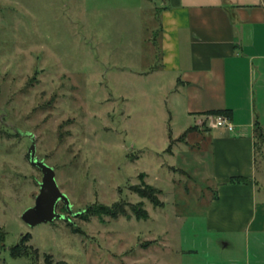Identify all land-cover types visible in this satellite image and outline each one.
<instances>
[{"label":"rangeland","instance_id":"rangeland-1","mask_svg":"<svg viewBox=\"0 0 264 264\" xmlns=\"http://www.w3.org/2000/svg\"><path fill=\"white\" fill-rule=\"evenodd\" d=\"M146 6L0 0V264H264V240L208 230L218 187L207 142L188 146L182 135L195 122L183 99L167 103L176 80L155 73L160 29ZM33 146L71 202L69 213L58 206L65 219L36 227L23 220L44 177ZM144 185L160 191L157 205L132 189ZM118 203L127 216L83 217ZM28 233L35 261L11 253Z\"/></svg>","mask_w":264,"mask_h":264},{"label":"crops","instance_id":"crops-1","mask_svg":"<svg viewBox=\"0 0 264 264\" xmlns=\"http://www.w3.org/2000/svg\"><path fill=\"white\" fill-rule=\"evenodd\" d=\"M140 1L151 5L145 10L155 12L160 27L155 73L175 76L167 103L183 99L195 122L182 136L188 132L192 149L207 142V179L218 187L209 232L264 240V145L259 152L256 146L257 122L264 130V0ZM218 110L231 112L234 131L208 123L215 116L208 113ZM193 134L200 137L192 144ZM238 177L248 182L231 183Z\"/></svg>","mask_w":264,"mask_h":264},{"label":"trees","instance_id":"trees-1","mask_svg":"<svg viewBox=\"0 0 264 264\" xmlns=\"http://www.w3.org/2000/svg\"><path fill=\"white\" fill-rule=\"evenodd\" d=\"M156 25H158V24H156ZM156 25L154 23V26H156ZM159 29H160V27H159ZM147 34H148V32H147ZM150 41L151 40H149L147 38L146 43H148ZM159 53H160V51H159ZM208 114L209 115H224V116H227L229 118L231 117V115H230L231 112L227 111V110L226 111H223V110L211 111ZM187 134H188V132H187ZM187 134H185L183 137H186ZM256 141H257L256 142L257 152H259V151H261V148H263V145H264V130H263L262 126L259 124V122H257V124H256ZM230 181H231V183H234V184H246L248 182V179L244 178V177H238V178H232ZM132 189L141 198L148 199L150 202L156 203V205H157V196L160 193V191L156 190L155 188H153L150 185L149 186L144 185L143 187L134 186ZM132 209H133V212H135L136 216L139 219H141L142 217L147 218V216H148L147 211H145V210L143 211L141 209H138L135 206H132ZM64 212L69 213V210L67 209L66 204L64 207ZM125 215L127 216V212H126L125 205H123V204L118 203V204H115L113 206H107L104 204H94V205L87 208L86 214H84L83 217L89 219L92 216H101V217L111 216V217H113V219H117L118 217L125 216ZM31 236L32 235L30 233L26 234L24 237H22L20 244H18L14 248H12L11 253H12L13 257H15V258H21V257L26 258V257H28V258H32L34 261L39 258V256H38L39 252L38 251L34 250V253H33L32 252L33 249L31 247L26 246L28 244V242L31 240ZM5 237H6V233L3 230V228L0 226V250L4 248ZM45 261L47 264H51V258L50 257H46Z\"/></svg>","mask_w":264,"mask_h":264},{"label":"water","instance_id":"water-1","mask_svg":"<svg viewBox=\"0 0 264 264\" xmlns=\"http://www.w3.org/2000/svg\"><path fill=\"white\" fill-rule=\"evenodd\" d=\"M35 155V146H33L30 152L31 162L42 170L44 177L36 206L29 209L23 216V220L31 227L65 219L66 216L57 211L61 202L66 204L68 210H71L70 199L57 184L55 170L44 162L36 160Z\"/></svg>","mask_w":264,"mask_h":264},{"label":"built area","instance_id":"built-area-1","mask_svg":"<svg viewBox=\"0 0 264 264\" xmlns=\"http://www.w3.org/2000/svg\"><path fill=\"white\" fill-rule=\"evenodd\" d=\"M215 126L220 128H225L228 131H234L235 125L232 123L231 119L224 115H215L213 116Z\"/></svg>","mask_w":264,"mask_h":264}]
</instances>
